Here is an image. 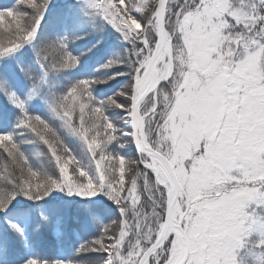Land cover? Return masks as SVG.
I'll list each match as a JSON object with an SVG mask.
<instances>
[{
  "label": "snow or ice",
  "instance_id": "1",
  "mask_svg": "<svg viewBox=\"0 0 264 264\" xmlns=\"http://www.w3.org/2000/svg\"><path fill=\"white\" fill-rule=\"evenodd\" d=\"M0 264H264V0H0Z\"/></svg>",
  "mask_w": 264,
  "mask_h": 264
}]
</instances>
